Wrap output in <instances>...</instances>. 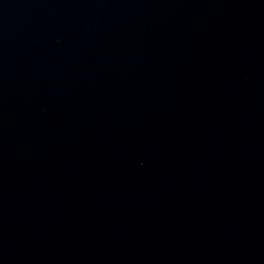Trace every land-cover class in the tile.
<instances>
[{"label": "water", "instance_id": "water-1", "mask_svg": "<svg viewBox=\"0 0 264 264\" xmlns=\"http://www.w3.org/2000/svg\"><path fill=\"white\" fill-rule=\"evenodd\" d=\"M0 264H264V0H0Z\"/></svg>", "mask_w": 264, "mask_h": 264}]
</instances>
